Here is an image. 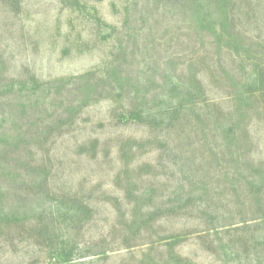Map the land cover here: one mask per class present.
<instances>
[{
    "label": "rangeland",
    "instance_id": "rangeland-1",
    "mask_svg": "<svg viewBox=\"0 0 264 264\" xmlns=\"http://www.w3.org/2000/svg\"><path fill=\"white\" fill-rule=\"evenodd\" d=\"M229 1L230 15L221 0H0V140L24 137L51 191L93 209L51 226L24 215L40 196L5 191L23 205L0 229V264H69L63 247L85 264H165L170 249L149 243L170 233L192 234L176 264L253 259L218 227L264 205V0ZM194 79L193 111L166 119ZM135 194L158 218L127 233Z\"/></svg>",
    "mask_w": 264,
    "mask_h": 264
},
{
    "label": "trees",
    "instance_id": "trees-1",
    "mask_svg": "<svg viewBox=\"0 0 264 264\" xmlns=\"http://www.w3.org/2000/svg\"><path fill=\"white\" fill-rule=\"evenodd\" d=\"M158 1V0H157ZM183 2H188L193 10H197L198 5L200 3L198 0H175ZM223 2V3H222ZM229 0H221L222 5H217L220 9L225 10V15H230L231 11H233L232 7H229ZM233 5L230 3V6ZM182 10L183 5L180 7ZM129 10V9H128ZM209 10V9H208ZM130 11V10H129ZM128 11V14H129ZM206 14H209V12H206ZM216 14H218V8L216 11ZM131 17V16H129ZM128 17V18H129ZM127 18V19H128ZM222 27V26H221ZM222 29V28H221ZM223 30V29H222ZM195 79L191 83H185L183 86L186 89V86H188L187 92H185V96L183 98H180V101H177L176 104H172L173 98L171 97L170 101H168L169 106L166 107V113L165 118L169 119L170 121H173L179 113H181L184 108L186 107V113L187 111L190 113L194 109V103L191 101V96L194 95L195 92H201L202 87L200 86V83L196 82ZM195 83V84H194ZM172 96V95H170ZM205 99L203 100V103H205ZM190 107V108H189ZM132 117V113H129ZM151 113L147 115V118L153 119L157 117L158 115H152ZM140 115L136 116L139 117ZM141 118V116L139 117ZM6 137L3 135V140H0V229L4 224H13L18 223L17 216L21 212V198L17 199L16 201L12 200V198H9L7 193L5 194V191L12 192H27L28 196L31 194H36L40 196H35L34 199H32V207L24 212V215L27 216V214H30V212H37L44 214L48 217L49 225H55L57 222L59 223V220H66L71 221L74 224H80L81 222H84L88 219H90V216L92 214L93 209L84 202L80 197L75 195H58L51 191L50 188V181H51V174H52V168L49 165V160L47 161V164L43 163V165H33L35 161V154L31 153L30 157L33 161H29L26 158H28L27 155L23 154L22 147L25 144L24 143V137L21 139L18 138H4ZM26 153H29V150H25ZM121 151V150H120ZM96 155V154H95ZM94 155V156H95ZM122 178L127 182L131 181L130 176L127 177L126 172H122ZM120 176V179H121ZM262 184H264V180L259 182L258 189L262 188ZM145 195V194H144ZM133 199L132 201L134 207V210L132 212L133 215H131V219L129 222V225L123 224L124 230L129 233L134 230L138 231L141 230L143 226H145V223L147 221H153L155 222L157 220V214L158 212L155 211V209L147 211L145 214L142 212L141 204H142V197L143 195L135 194L131 196ZM150 197V195H149ZM152 200V199H150ZM35 201V202H34ZM260 201V200H259ZM10 204V206H7L6 204ZM256 201H254L255 206ZM257 206V207H256ZM254 209L252 210V213L248 215L249 219H245L246 217H242L243 215L240 213V218L237 223H231L230 222H224L221 227H218V229H224L226 227H231L233 232H240L239 238L245 239L249 242L248 249L252 252L253 259L246 260L243 259V261H238L237 264H245V262H249L250 264H264V205L259 204L256 205ZM172 212V211H171ZM22 215H20L21 217ZM55 219L57 221H55ZM21 220H26L24 217H21ZM240 225V227H239ZM214 229V228H212ZM229 228H227L228 230ZM205 231V230H204ZM140 232H138L139 234ZM199 232H193V234H198ZM192 235L191 233H170L167 235V237H164L163 239L151 241L149 244L154 249L156 246H159L161 243L164 244L165 247H168L170 249V256L167 255L168 258L165 262V264H176V261H174V251L173 248H175V245L177 242L180 241V238L183 236H189ZM155 239H158V236H155ZM64 249L61 250V255L63 256V259L65 262H68L69 264H85V259L89 258L90 255H87L86 253H78L77 250L75 251L74 248L72 249ZM94 256V255H91ZM235 258V256H234ZM231 259V261L235 259ZM83 260V261H80ZM178 260V259H177ZM179 261V260H178ZM83 262V263H80ZM182 263V261H181ZM155 264V263H154Z\"/></svg>",
    "mask_w": 264,
    "mask_h": 264
}]
</instances>
